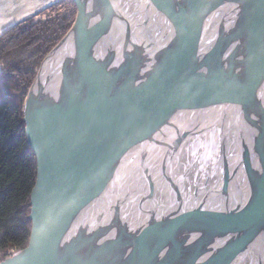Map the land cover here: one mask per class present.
<instances>
[{
    "label": "water",
    "instance_id": "1",
    "mask_svg": "<svg viewBox=\"0 0 264 264\" xmlns=\"http://www.w3.org/2000/svg\"><path fill=\"white\" fill-rule=\"evenodd\" d=\"M60 1L0 0V34ZM72 1L22 104L28 242L0 264H264V0Z\"/></svg>",
    "mask_w": 264,
    "mask_h": 264
},
{
    "label": "trees",
    "instance_id": "2",
    "mask_svg": "<svg viewBox=\"0 0 264 264\" xmlns=\"http://www.w3.org/2000/svg\"><path fill=\"white\" fill-rule=\"evenodd\" d=\"M71 22L56 13L0 34V261L24 248L30 231L29 195L36 169L21 106L41 59Z\"/></svg>",
    "mask_w": 264,
    "mask_h": 264
},
{
    "label": "flooded vegetation",
    "instance_id": "3",
    "mask_svg": "<svg viewBox=\"0 0 264 264\" xmlns=\"http://www.w3.org/2000/svg\"><path fill=\"white\" fill-rule=\"evenodd\" d=\"M184 164L185 163H183V165ZM183 165H182V169H181V171L179 173L180 175L185 174L186 171H187V168L183 167ZM201 174H202V172L201 173L199 172V175L197 177L198 178V182L195 184L194 189L192 190V192H190L188 195L185 194V196L192 197V198H195V197L202 198L207 193V187H206L207 186V183H206L207 177H203L202 178ZM167 183H168V186H169L168 187L169 188V193L172 194L171 195L172 199L170 200V204H174L177 201V197L176 196H177L178 192L176 193L175 189L172 190L170 183L168 181H167ZM199 188H200V191H198ZM178 189H179L178 191H180L181 195L183 194V192H185V190H183V188H181L179 184H178ZM145 204H148V203L145 202ZM124 205L125 204H122V208L121 209H123ZM163 206L165 207L166 204L164 203V205L163 204L159 205L160 208H163ZM147 209L148 208L146 207V205H145V207H141L139 202H138L137 206L133 205L131 208L129 207V210L127 211L126 215L120 216V218H122V222H119V221L113 222V224L115 226V228H113V232H116V231H119V230L120 231H124L126 229V225L128 227H130L129 220H131L130 221L131 223H137L138 224V223L141 222V224L142 223L145 224V220H143V217H145V218L147 217V215H148V212L146 213ZM143 210H145V211H143ZM161 213L162 212H160L158 206H156L155 207V211H154V215L156 216V219L159 220V221H157V223H159V222L161 223L162 222V220H161L162 214ZM126 218H128L129 220L126 219ZM137 219H141V221H136ZM119 225H121L124 228L123 229H117V227ZM167 251H168L167 248L159 246V247L156 248V253L155 254H158V255H169Z\"/></svg>",
    "mask_w": 264,
    "mask_h": 264
},
{
    "label": "rangeland",
    "instance_id": "4",
    "mask_svg": "<svg viewBox=\"0 0 264 264\" xmlns=\"http://www.w3.org/2000/svg\"><path fill=\"white\" fill-rule=\"evenodd\" d=\"M56 13H64L66 16H68V18H71L73 22L74 16H75V5L73 1L72 0H62L60 2L53 3L49 7L44 8L39 14L35 16H31L28 20L35 21L38 19H44L48 16L56 15ZM21 109H22V106H21Z\"/></svg>",
    "mask_w": 264,
    "mask_h": 264
},
{
    "label": "bare ground",
    "instance_id": "5",
    "mask_svg": "<svg viewBox=\"0 0 264 264\" xmlns=\"http://www.w3.org/2000/svg\"><path fill=\"white\" fill-rule=\"evenodd\" d=\"M50 5H52V4H49V5L45 6L44 8L49 7ZM44 8H42V9H40L39 11H37V12H35V13H33V14L27 16V17H25L24 19H22V20H20V21H18V22H16V23H14L13 26L19 24L20 22H24V21L28 20L31 16H35V15L39 14ZM13 26H12V27H13ZM7 30H8V29H7Z\"/></svg>",
    "mask_w": 264,
    "mask_h": 264
}]
</instances>
